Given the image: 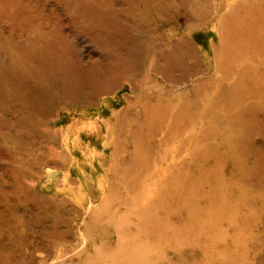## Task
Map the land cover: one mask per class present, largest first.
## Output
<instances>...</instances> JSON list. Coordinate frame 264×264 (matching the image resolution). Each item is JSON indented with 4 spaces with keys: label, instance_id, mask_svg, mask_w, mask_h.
I'll return each instance as SVG.
<instances>
[{
    "label": "rangeland",
    "instance_id": "1",
    "mask_svg": "<svg viewBox=\"0 0 264 264\" xmlns=\"http://www.w3.org/2000/svg\"><path fill=\"white\" fill-rule=\"evenodd\" d=\"M0 264H264V0H0Z\"/></svg>",
    "mask_w": 264,
    "mask_h": 264
}]
</instances>
